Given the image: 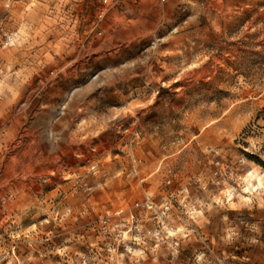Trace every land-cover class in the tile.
Instances as JSON below:
<instances>
[{"label":"rangeland","instance_id":"rangeland-1","mask_svg":"<svg viewBox=\"0 0 264 264\" xmlns=\"http://www.w3.org/2000/svg\"><path fill=\"white\" fill-rule=\"evenodd\" d=\"M0 264H264V0H0Z\"/></svg>","mask_w":264,"mask_h":264}]
</instances>
